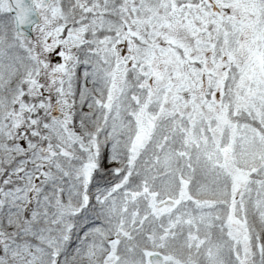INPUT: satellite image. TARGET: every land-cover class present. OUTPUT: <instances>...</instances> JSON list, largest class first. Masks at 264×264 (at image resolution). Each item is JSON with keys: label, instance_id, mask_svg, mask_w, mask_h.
<instances>
[{"label": "snow or ice", "instance_id": "1", "mask_svg": "<svg viewBox=\"0 0 264 264\" xmlns=\"http://www.w3.org/2000/svg\"><path fill=\"white\" fill-rule=\"evenodd\" d=\"M0 264H264V0H0Z\"/></svg>", "mask_w": 264, "mask_h": 264}]
</instances>
